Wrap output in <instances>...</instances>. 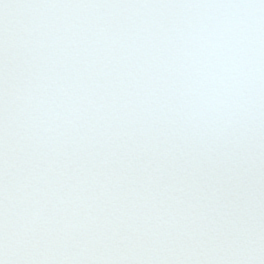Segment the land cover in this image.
I'll return each mask as SVG.
<instances>
[{"label": "snow or ice", "instance_id": "6c2138e0", "mask_svg": "<svg viewBox=\"0 0 264 264\" xmlns=\"http://www.w3.org/2000/svg\"><path fill=\"white\" fill-rule=\"evenodd\" d=\"M0 264H264V0H0Z\"/></svg>", "mask_w": 264, "mask_h": 264}]
</instances>
